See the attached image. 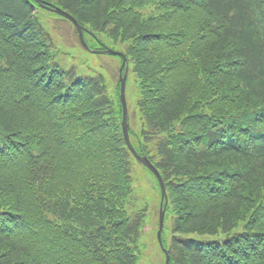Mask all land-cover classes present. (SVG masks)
Listing matches in <instances>:
<instances>
[{
    "label": "trees",
    "instance_id": "16d2710c",
    "mask_svg": "<svg viewBox=\"0 0 264 264\" xmlns=\"http://www.w3.org/2000/svg\"><path fill=\"white\" fill-rule=\"evenodd\" d=\"M54 4L88 47L124 48L169 264H264V0ZM39 10L0 0V264H137L161 195L120 80L61 67L54 20L72 23Z\"/></svg>",
    "mask_w": 264,
    "mask_h": 264
},
{
    "label": "rangeland",
    "instance_id": "374dc122",
    "mask_svg": "<svg viewBox=\"0 0 264 264\" xmlns=\"http://www.w3.org/2000/svg\"><path fill=\"white\" fill-rule=\"evenodd\" d=\"M49 3H55V0H44ZM46 9L39 10L47 14ZM50 12V11H49ZM56 28V56L55 61L63 68L72 67L76 73L80 75H91L94 73H102L105 76L107 85L110 84V90L116 86V80L119 78L120 61L115 56L106 54H96L92 52L94 48H87L79 42V38L68 22L57 19L54 20ZM106 47L118 52H123L122 45H116L107 42ZM131 67V66H130ZM139 97V87L131 68L128 71L125 84V98L127 103L128 115L130 114V122L132 130H137L136 100ZM134 110V111H133ZM128 121V117H127ZM129 127V123H128ZM130 139V138H129ZM159 196L155 191L154 199H150L152 212L147 219V225L153 226L146 232V236H142L140 240V251L137 264H164L165 256L162 254L157 241V217L159 214ZM149 206V208H150ZM150 211V210H149ZM168 225V223H166ZM166 227V226H165Z\"/></svg>",
    "mask_w": 264,
    "mask_h": 264
},
{
    "label": "water",
    "instance_id": "95a60500",
    "mask_svg": "<svg viewBox=\"0 0 264 264\" xmlns=\"http://www.w3.org/2000/svg\"><path fill=\"white\" fill-rule=\"evenodd\" d=\"M34 1L38 4V6L45 8V9H47L53 13H56V14L64 17L65 19L69 20L77 29L81 42L85 46H87L85 41H84V37H83V32H84L85 28L82 25H80L78 23V21L72 15H70L68 12L61 9L60 7L56 6L55 4L46 2L44 0H34ZM91 51L94 53H106V54H110V55H117V56H120L122 58V63L120 66V100H121V104H122V131H123L125 143H126L127 147L129 148V150L131 151V153L134 155V157L138 161H140L145 167H147L154 174L156 179L158 180V183L160 186V191H161V198H160V205H159L160 208H159L157 239H158L159 246L161 247L162 251L165 254L164 264H169L170 255L167 252L166 248L163 246L162 239H161V232H162L163 223H164V214H165V210H166V206H167V196H166V192H165L164 183H163V180L160 176V173L155 168V166L148 160V158L145 155L138 154L136 152V150L133 148V146L129 140V136H128V123H127V113L128 112H127V104H126V100H125V79H126V75L128 72L127 59L123 53L109 49V48H106L104 50H91ZM123 67H125V70L122 73Z\"/></svg>",
    "mask_w": 264,
    "mask_h": 264
}]
</instances>
